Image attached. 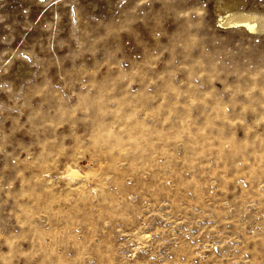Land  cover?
<instances>
[{
	"label": "clouds",
	"instance_id": "1",
	"mask_svg": "<svg viewBox=\"0 0 264 264\" xmlns=\"http://www.w3.org/2000/svg\"><path fill=\"white\" fill-rule=\"evenodd\" d=\"M177 3L127 0L113 17L78 27L40 65L38 83L7 89L0 264H68L69 245L79 264H92L93 252L112 251L113 229L136 220L128 242L139 244L148 206L125 192L137 174L173 173L179 163L175 174L191 176L182 187L245 166L247 178L264 177V37L218 34Z\"/></svg>",
	"mask_w": 264,
	"mask_h": 264
},
{
	"label": "rangeland",
	"instance_id": "2",
	"mask_svg": "<svg viewBox=\"0 0 264 264\" xmlns=\"http://www.w3.org/2000/svg\"><path fill=\"white\" fill-rule=\"evenodd\" d=\"M219 1L178 0L176 7H195L218 34L233 39L264 37L258 31L264 27V0H233L243 16L252 18L233 26L220 24ZM126 4L127 0H0V101L9 102V87L18 91L26 81L38 83L40 65L61 53L78 27L109 19ZM3 126L7 131L10 122ZM21 138L27 139L17 133L16 139ZM180 168L177 163L175 172ZM247 171L246 166L232 169L210 182L207 176H197V183L187 187L181 185L191 176L160 169L137 174L125 192L134 205L148 206L143 213L148 217L143 239L139 244L128 242L140 220L131 227L118 225L119 232L113 229L112 251L101 249L103 256L93 252L92 264H110L109 257L111 264H121L125 258L126 264H264V208L260 207L264 201L256 199L264 192V177L257 173L247 178ZM10 176L6 174V179ZM61 251L68 264H79L78 249L69 245Z\"/></svg>",
	"mask_w": 264,
	"mask_h": 264
},
{
	"label": "bare ground",
	"instance_id": "3",
	"mask_svg": "<svg viewBox=\"0 0 264 264\" xmlns=\"http://www.w3.org/2000/svg\"><path fill=\"white\" fill-rule=\"evenodd\" d=\"M217 7L223 11L222 18L220 20V24L222 26H233L252 20L251 17L242 15V12L238 9V2L233 0H221L219 1ZM261 21H258L260 25L262 24Z\"/></svg>",
	"mask_w": 264,
	"mask_h": 264
}]
</instances>
